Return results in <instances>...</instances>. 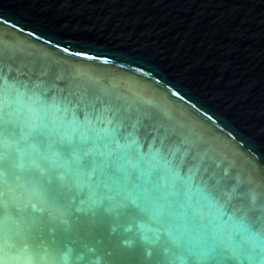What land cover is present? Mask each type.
Returning <instances> with one entry per match:
<instances>
[{"label": "water", "instance_id": "obj_1", "mask_svg": "<svg viewBox=\"0 0 264 264\" xmlns=\"http://www.w3.org/2000/svg\"><path fill=\"white\" fill-rule=\"evenodd\" d=\"M0 264H264V0H0Z\"/></svg>", "mask_w": 264, "mask_h": 264}]
</instances>
